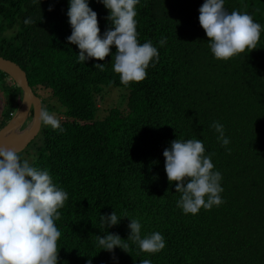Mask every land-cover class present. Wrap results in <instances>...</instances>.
<instances>
[{
  "label": "trees",
  "instance_id": "1",
  "mask_svg": "<svg viewBox=\"0 0 264 264\" xmlns=\"http://www.w3.org/2000/svg\"><path fill=\"white\" fill-rule=\"evenodd\" d=\"M204 2L140 0L138 41H151L159 62L145 80L125 86L112 55L78 63L80 49L67 40L69 0H0V57L27 73L44 110L52 111L46 92L66 109L59 112L63 131L43 124L37 140L19 153L30 154V163L68 193L55 221L59 264H264V27L255 49L217 60L199 22ZM89 6L103 36L113 27L110 12L100 0ZM224 6L264 26V0H225ZM27 17L33 23L26 25ZM96 64L106 65L101 71ZM116 91L124 109H108L99 119V100ZM0 93L7 97L1 130L23 92L0 71ZM215 121L225 128L230 152L211 127ZM178 138L203 141L222 175L219 206L195 215L177 206L180 193L169 182L163 152ZM114 210L121 221L107 229L101 215ZM130 218L140 221L142 236L160 232L166 247L150 254L127 240ZM107 231L126 240V251L96 244Z\"/></svg>",
  "mask_w": 264,
  "mask_h": 264
},
{
  "label": "clouds",
  "instance_id": "2",
  "mask_svg": "<svg viewBox=\"0 0 264 264\" xmlns=\"http://www.w3.org/2000/svg\"><path fill=\"white\" fill-rule=\"evenodd\" d=\"M34 2L41 3V0ZM100 2L109 10L108 19L113 25L103 36L98 15L89 6L90 0H69L67 15L72 33L67 40L80 49L78 63L93 58L103 61L112 55L113 71L123 85L145 80L149 66L154 67L159 62V51L151 41L142 44L138 41L136 6L140 0ZM224 5L225 0H205L199 9V22L209 38L211 53L217 60L227 61L255 49L264 26L248 13L229 12ZM52 10L50 5L49 11ZM24 23L28 25L33 20L27 17ZM166 42L162 37L159 44L162 47ZM113 46L117 49L114 54ZM105 65L96 64L95 67L103 71ZM39 119L52 129L64 130L54 113L42 109ZM211 127L218 134V141L230 152V139L225 135L224 126L215 121ZM163 155L169 182L174 183L176 192L180 193L177 206L185 214L195 215L201 208L211 210L223 202L220 195L223 192L222 175L214 170L211 155L205 154L202 140L178 138L171 142V147L166 148ZM67 199L68 193L54 183L49 171L33 166L14 150L0 148V264H59L61 232L55 221L60 219V209ZM101 221L108 229L118 225L121 219L114 210L110 215H101ZM128 227L130 236L127 240L137 243L141 251L154 254L166 247L160 232L142 236L138 219L130 218ZM124 241L118 234L108 231L103 236H96V244L112 253L118 247L126 251L128 244ZM140 264H152V261L142 259Z\"/></svg>",
  "mask_w": 264,
  "mask_h": 264
},
{
  "label": "water",
  "instance_id": "3",
  "mask_svg": "<svg viewBox=\"0 0 264 264\" xmlns=\"http://www.w3.org/2000/svg\"><path fill=\"white\" fill-rule=\"evenodd\" d=\"M0 71L8 75L23 92V99L17 112L11 121L0 130V148H8L19 154L41 132L43 123L39 115L43 109L42 101L31 88L27 73L18 64L0 57ZM32 110L33 118L27 125Z\"/></svg>",
  "mask_w": 264,
  "mask_h": 264
},
{
  "label": "rangeland",
  "instance_id": "4",
  "mask_svg": "<svg viewBox=\"0 0 264 264\" xmlns=\"http://www.w3.org/2000/svg\"><path fill=\"white\" fill-rule=\"evenodd\" d=\"M113 92H111L106 97L105 100L103 98L99 100V107H100V110L98 112V118L99 119H103L107 115L108 109H111V108H120L121 110L124 109V104L126 103L125 100H124V97L119 98L121 96V93L116 91L113 94ZM0 98H2L4 100V97H3V95H1V93H0ZM43 98L46 101V104L50 105V107L52 109L51 113H54L56 118L58 120H60V118L62 116L59 115V112H61V111L63 112L66 109L63 106H61L60 103L56 99L52 98L50 92H46ZM2 117L3 116H2V114L0 112V121H1ZM30 152H31L32 155L35 154L34 150H31ZM26 153H28V152H26ZM29 155L28 154H24L22 159H27L30 162V160H29L30 156Z\"/></svg>",
  "mask_w": 264,
  "mask_h": 264
},
{
  "label": "flooded vegetation",
  "instance_id": "5",
  "mask_svg": "<svg viewBox=\"0 0 264 264\" xmlns=\"http://www.w3.org/2000/svg\"><path fill=\"white\" fill-rule=\"evenodd\" d=\"M3 97H4V100L2 98H0V112H1L2 116L4 117L5 110L7 108V105H6L7 104V97L4 95H3ZM32 117H33V110L31 111V118L29 120V123L31 122Z\"/></svg>",
  "mask_w": 264,
  "mask_h": 264
},
{
  "label": "bare ground",
  "instance_id": "6",
  "mask_svg": "<svg viewBox=\"0 0 264 264\" xmlns=\"http://www.w3.org/2000/svg\"><path fill=\"white\" fill-rule=\"evenodd\" d=\"M10 121H11V120H10ZM10 121H9V122H10ZM9 122H8V123H9Z\"/></svg>",
  "mask_w": 264,
  "mask_h": 264
}]
</instances>
